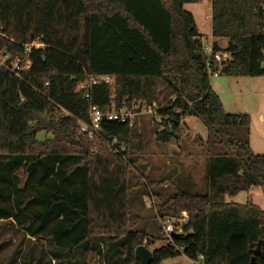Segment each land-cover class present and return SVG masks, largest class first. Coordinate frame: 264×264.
<instances>
[{
	"label": "trees",
	"instance_id": "obj_1",
	"mask_svg": "<svg viewBox=\"0 0 264 264\" xmlns=\"http://www.w3.org/2000/svg\"><path fill=\"white\" fill-rule=\"evenodd\" d=\"M197 1L0 0L1 46L22 51L36 39L45 43L22 78L0 69V222L12 220L51 246L48 258L42 249L29 264H76L80 248L79 264H140L135 249L148 234L130 223L128 179L142 135L129 120H103L106 139L125 147L117 152L91 141L78 120H89L90 105L104 112L136 100L151 105L160 82L174 99L157 110L156 140L171 142L182 119L196 117L206 122L210 149L206 191L179 190L165 200L169 216L187 211L189 220L183 234L153 251L151 264L181 253L202 256L203 264H264V210L255 200L256 190L264 194V154L251 149L249 115L226 112L211 87L203 37L185 8ZM262 1L213 2L212 35L227 40L214 50L230 55L214 67L220 75L264 77ZM105 75L115 83L93 85L91 99L76 91ZM42 132L53 137L41 140ZM241 191L245 203L227 199ZM103 237L122 240L120 259Z\"/></svg>",
	"mask_w": 264,
	"mask_h": 264
},
{
	"label": "rangeland",
	"instance_id": "obj_2",
	"mask_svg": "<svg viewBox=\"0 0 264 264\" xmlns=\"http://www.w3.org/2000/svg\"><path fill=\"white\" fill-rule=\"evenodd\" d=\"M185 8L194 15L198 32L204 40L218 41L220 46L227 44L225 39L217 40L212 35V5L208 0L188 3ZM211 78L223 83L228 82L224 87L225 89H221V91L212 88L218 95L220 93L226 102V112H242L244 110L243 103L245 109L252 114V125H259V127L264 125L257 115L260 106L264 109V95H260L261 90H264V77H227L220 75ZM173 99L165 85L160 82L158 101L150 105L136 100L122 108V111L129 115L128 120L131 125H134L138 133L142 135L143 141L140 152L134 155L137 159L136 164L131 167L129 172L130 223L136 230L147 232L148 238L145 244L152 251L170 244V239L162 232L158 218L172 212L171 206L168 207L164 204L165 200L179 190L193 194H203L206 191V157L210 149L207 142L209 134L206 122L196 117H185L180 122L176 137L171 142L162 143L156 140L155 131L160 128L159 123L162 120L158 114L147 111L149 107L154 112L164 108ZM240 108L243 110L238 111L241 110ZM39 136L41 140L53 137L51 133L47 132H42ZM88 138L95 143L104 142L107 148L115 149L117 152L125 149L124 146L121 149L110 146L108 141L91 139L89 136ZM252 141L254 150L264 154V142L255 137ZM167 160L170 161V164ZM255 196L256 202L264 210V194L260 190H256ZM228 200L245 203L247 192L241 191L237 196L228 198ZM151 201H155V204H150ZM102 239L112 258L120 259L122 240L111 242L106 237ZM44 244L45 242L42 244L41 242H34L12 223L0 222V264H29L30 257L39 254L41 249H45L48 258V255L50 256L48 248L51 246ZM80 251L81 248L76 250V258L73 261L76 264L80 263ZM30 253L32 254L30 255ZM40 255L42 256V254ZM52 264H57V262L52 261ZM161 264L195 263L181 253L175 258L164 260ZM198 264H201V261Z\"/></svg>",
	"mask_w": 264,
	"mask_h": 264
},
{
	"label": "built area",
	"instance_id": "obj_3",
	"mask_svg": "<svg viewBox=\"0 0 264 264\" xmlns=\"http://www.w3.org/2000/svg\"><path fill=\"white\" fill-rule=\"evenodd\" d=\"M211 5L215 0H208ZM260 12H261V24H262V32L264 33V1L260 4ZM0 37H7L4 32V27L0 22ZM12 42L19 44L13 38H11ZM204 47V53L206 58V64L208 67V71L210 75L218 76L219 73L214 70V67L217 64L223 65L226 63L230 57L229 53L222 52V51H215L214 50V43L209 42L207 39H201ZM45 47V43L40 39H36L30 43L23 44L22 51H14V49L8 46H1L0 45V69L18 77L22 78L24 73L30 71L32 69L33 61H32V53L34 50L42 49ZM114 77L105 75L99 77H89L84 82L78 84L76 91L87 90L85 93L86 99H91L90 89L93 85L98 83H108L114 84ZM48 85V83H46ZM123 109L120 108L119 110L111 109L107 112L102 111L97 105H90L88 114L89 120L88 121H81L78 120V123L81 127V130L88 134L91 139H98L108 141L103 135L102 131V121L107 119L110 121L119 120V121H126L129 118V115L126 112L122 111ZM67 113L66 111H64ZM149 113H156L158 114L157 110L154 112L151 107H149ZM68 114V113H67ZM110 146H115L118 144V141L115 139L113 141H108ZM150 204H155V201H151ZM149 204V205H150ZM159 222L162 229L163 234L172 241L173 235H181L184 233L185 224L188 222L189 217L187 211H183L180 216H159ZM203 257L199 256L198 261H193L195 264H198L201 261L203 264Z\"/></svg>",
	"mask_w": 264,
	"mask_h": 264
},
{
	"label": "crops",
	"instance_id": "obj_4",
	"mask_svg": "<svg viewBox=\"0 0 264 264\" xmlns=\"http://www.w3.org/2000/svg\"><path fill=\"white\" fill-rule=\"evenodd\" d=\"M226 40V39H225ZM227 41V40H226ZM227 45V44H226ZM226 45H221L222 47H225ZM220 76V75H219ZM219 76H217V77H219ZM226 83H223L222 81H218V80H214L213 78H211V85H212V88H216V89H218L217 91H221V89H225L224 87H225V85L228 83L227 81H225ZM218 87V88H217ZM260 87H262V86H260ZM264 88V87H263ZM262 92H260V95L261 96H263L264 95V90H261ZM219 93V92H218ZM254 94H255V92H253ZM219 96H220V98H221V100H222V103H223V106H224V108H225V103L226 102H224V100L222 99V96L220 95V93H219ZM242 105H243V109L242 108H240L241 110H238V111H242V112H233L234 114H247V115H249V117H250V121H251V124H250V130H251V133H250V146H251V149H252V151L256 154V153H258V152H256L255 150H254V148H253V141H252V139L255 137L256 139H261L263 142H264V125H262V126H260L259 127V125H252V114H251V112L250 111H248L247 109H245L246 107L244 106V104L242 103ZM262 105H263V103H262ZM226 110V109H225ZM229 113V112H228ZM257 115L260 117V119H261V123L262 124H264V109H263V107L262 106H260L259 107V111L257 110ZM258 154H260V152L258 153ZM167 162H168V164H170V161L169 160H167ZM168 167V166H167ZM228 199V198H227ZM1 222H10V223H12L13 225H15L14 224V222L11 220V221H1ZM16 226V225H15ZM17 227V226H16ZM18 228V227H17ZM19 229V228H18ZM20 230V229H19ZM28 237H30V236H28ZM32 240H34V242H41V241H38V240H36L35 238H32ZM43 242H41V244H42ZM38 244V243H37ZM45 245V244H44ZM42 250V249H41ZM41 252V251H40ZM36 256L38 255V254H35Z\"/></svg>",
	"mask_w": 264,
	"mask_h": 264
},
{
	"label": "water",
	"instance_id": "obj_5",
	"mask_svg": "<svg viewBox=\"0 0 264 264\" xmlns=\"http://www.w3.org/2000/svg\"><path fill=\"white\" fill-rule=\"evenodd\" d=\"M142 106V105H141ZM140 106V109H141ZM139 109V110H140ZM263 235H264V226L262 227ZM177 235H173V237H176ZM263 245V239H261L258 244L256 249L254 250L255 254L261 251ZM135 257L137 260H139L140 264H151L153 260V251L149 249V247L146 244L140 245L135 249ZM255 258H253V261Z\"/></svg>",
	"mask_w": 264,
	"mask_h": 264
}]
</instances>
